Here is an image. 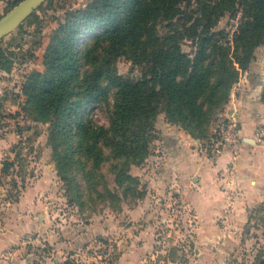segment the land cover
<instances>
[{"label":"rangeland","instance_id":"obj_1","mask_svg":"<svg viewBox=\"0 0 264 264\" xmlns=\"http://www.w3.org/2000/svg\"><path fill=\"white\" fill-rule=\"evenodd\" d=\"M9 1L0 0V18L13 8ZM91 1L47 0L0 41V264H252L264 247V194L256 191L257 178L237 177L243 144L237 117L240 108L257 117L249 128L264 160V43L245 70L236 63L229 100L214 109L204 133L191 135L159 112L143 160L127 161L104 149L107 156L95 167L77 150L78 134L71 149L68 139L53 148L50 124L24 111L22 92L26 78L45 71V52L58 24ZM202 1L181 4L173 25L203 18ZM243 8H229L212 27L217 43H227L228 57L241 48L235 39L245 21ZM166 24L159 23L160 36L169 32ZM93 41L87 33L79 47ZM181 44L191 56L197 50L187 37ZM115 67L132 81L146 70L143 60L126 55ZM113 94L107 86L85 117L108 127ZM225 152V168L216 171ZM4 162L14 164L9 172H2ZM123 168L133 178L124 184L118 181Z\"/></svg>","mask_w":264,"mask_h":264},{"label":"trees","instance_id":"obj_2","mask_svg":"<svg viewBox=\"0 0 264 264\" xmlns=\"http://www.w3.org/2000/svg\"><path fill=\"white\" fill-rule=\"evenodd\" d=\"M21 1L8 4L14 7ZM185 1L92 0L66 14L46 49L45 71L33 72L22 86L24 111L50 124L55 150L56 141L63 145L67 139L66 147L71 149L73 135L78 134L77 150L95 167L107 156L104 149L138 162L148 154L159 112L191 135L205 132L214 109L228 102L238 70L247 68L253 50L264 43V0H210L214 5L205 0L200 2L203 18L176 28L174 20L182 14L180 5ZM235 5L245 7V21L235 39L241 48L228 57L227 43H217L212 27ZM161 22H168L169 32L163 36L158 33ZM87 33L95 41L79 47ZM186 37L196 44L192 56L182 50L181 40ZM123 55L146 64L137 80L118 74L115 61ZM86 63L90 66L81 72ZM107 86L114 89V103L108 113L109 125L103 127L86 118L85 109L103 100ZM67 158L69 153L63 156ZM3 164V173L14 165ZM132 180L127 169L120 170V183ZM252 264H264V247Z\"/></svg>","mask_w":264,"mask_h":264},{"label":"crops","instance_id":"obj_3","mask_svg":"<svg viewBox=\"0 0 264 264\" xmlns=\"http://www.w3.org/2000/svg\"><path fill=\"white\" fill-rule=\"evenodd\" d=\"M244 101V100H243ZM261 104V103H260ZM256 108L258 105L250 102L249 106ZM247 108H240V112H238V120L241 122V128L240 132L242 135V145H240V149L242 150L240 156L238 157V160L236 162V170H237V177H248L249 179H258L256 180V191H259L260 194H264V187H258L259 184H263L264 186V167L261 165H264L263 160V152L261 150V143L256 139L255 133L253 129H250V121L256 122L257 117L252 118L250 117V113L246 110ZM251 109V108H250ZM245 111V112H243ZM264 120V117H263ZM245 139L252 140L251 142H246ZM260 149V154L257 152ZM253 154V156H252ZM228 159V153L225 152L221 157H219L218 165L215 168L216 171H220L221 169L225 168V165L227 163ZM255 167V168H254ZM248 192L249 195L253 196V193L257 194V192ZM262 199H264V195H262Z\"/></svg>","mask_w":264,"mask_h":264},{"label":"water","instance_id":"obj_4","mask_svg":"<svg viewBox=\"0 0 264 264\" xmlns=\"http://www.w3.org/2000/svg\"><path fill=\"white\" fill-rule=\"evenodd\" d=\"M47 0H22L14 6L8 13L0 18V41L14 32L28 17H30L38 7ZM246 142L252 140L245 139Z\"/></svg>","mask_w":264,"mask_h":264}]
</instances>
